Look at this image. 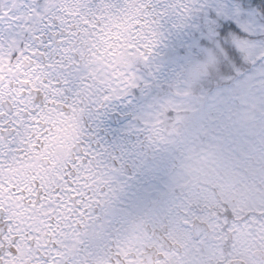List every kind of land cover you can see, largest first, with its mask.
<instances>
[{"label":"snow or ice","instance_id":"obj_1","mask_svg":"<svg viewBox=\"0 0 264 264\" xmlns=\"http://www.w3.org/2000/svg\"><path fill=\"white\" fill-rule=\"evenodd\" d=\"M226 92L264 122V0H0V264H264L185 191Z\"/></svg>","mask_w":264,"mask_h":264},{"label":"rangeland","instance_id":"obj_2","mask_svg":"<svg viewBox=\"0 0 264 264\" xmlns=\"http://www.w3.org/2000/svg\"><path fill=\"white\" fill-rule=\"evenodd\" d=\"M232 96L226 92L219 103L230 112L233 108L238 112L240 105L233 104ZM236 112L202 126L188 121V150L183 164L196 176L202 173L211 185L238 187L239 207L264 212V122Z\"/></svg>","mask_w":264,"mask_h":264},{"label":"flooded vegetation","instance_id":"obj_3","mask_svg":"<svg viewBox=\"0 0 264 264\" xmlns=\"http://www.w3.org/2000/svg\"><path fill=\"white\" fill-rule=\"evenodd\" d=\"M185 191L189 198L203 211L215 225L219 239L213 241L209 255L219 257L221 250L226 254L233 244L247 248L249 244L259 242L257 233L264 235V221L257 223L259 212L246 210L236 204L239 188L226 185H211L203 179L202 173L189 171ZM221 184L226 182L219 181ZM257 212V213H255ZM225 223L227 231L221 232Z\"/></svg>","mask_w":264,"mask_h":264},{"label":"trees","instance_id":"obj_4","mask_svg":"<svg viewBox=\"0 0 264 264\" xmlns=\"http://www.w3.org/2000/svg\"><path fill=\"white\" fill-rule=\"evenodd\" d=\"M255 213H257V212H255ZM262 214H264V212H260V213L258 214V216H261Z\"/></svg>","mask_w":264,"mask_h":264}]
</instances>
